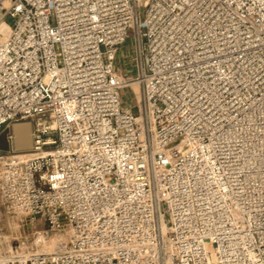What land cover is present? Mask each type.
Wrapping results in <instances>:
<instances>
[{
    "label": "built area",
    "instance_id": "1",
    "mask_svg": "<svg viewBox=\"0 0 264 264\" xmlns=\"http://www.w3.org/2000/svg\"><path fill=\"white\" fill-rule=\"evenodd\" d=\"M2 24L0 130L33 129L0 199L67 240L0 264H264V0H0Z\"/></svg>",
    "mask_w": 264,
    "mask_h": 264
},
{
    "label": "rangeland",
    "instance_id": "2",
    "mask_svg": "<svg viewBox=\"0 0 264 264\" xmlns=\"http://www.w3.org/2000/svg\"><path fill=\"white\" fill-rule=\"evenodd\" d=\"M8 24L13 25L14 20L7 19ZM135 56L134 47L129 40L127 44L118 53L117 67L123 70V74H132L131 62ZM127 70L128 72H124ZM129 88L123 91V103L127 106H133V96ZM135 115L139 114L136 107H133ZM18 123H30L32 133V123L29 120H22L12 123L6 130H0V154L3 155H23L26 152L17 149L14 145V138L8 139L9 135H13L12 127ZM33 221H25L8 212L0 199V256L9 255L11 253L21 252V250H31L35 252L43 251L44 248L65 242L67 234L65 232L51 233L46 222L37 219ZM48 233V235L44 233Z\"/></svg>",
    "mask_w": 264,
    "mask_h": 264
},
{
    "label": "bare ground",
    "instance_id": "3",
    "mask_svg": "<svg viewBox=\"0 0 264 264\" xmlns=\"http://www.w3.org/2000/svg\"><path fill=\"white\" fill-rule=\"evenodd\" d=\"M9 27L6 24L0 26L1 39H6L9 35ZM132 88L135 90L139 97L140 91L137 82L131 83ZM14 145L17 149H25L32 147V133L30 123H18L14 125L13 129Z\"/></svg>",
    "mask_w": 264,
    "mask_h": 264
},
{
    "label": "crops",
    "instance_id": "4",
    "mask_svg": "<svg viewBox=\"0 0 264 264\" xmlns=\"http://www.w3.org/2000/svg\"><path fill=\"white\" fill-rule=\"evenodd\" d=\"M122 50V49H121ZM13 129H14V126L12 127V132H13ZM30 148H25V149H21V151H23V152H26V151H28Z\"/></svg>",
    "mask_w": 264,
    "mask_h": 264
}]
</instances>
